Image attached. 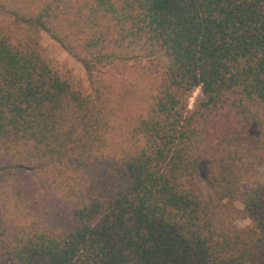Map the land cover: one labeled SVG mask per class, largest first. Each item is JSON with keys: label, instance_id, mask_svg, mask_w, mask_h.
<instances>
[{"label": "trees", "instance_id": "1", "mask_svg": "<svg viewBox=\"0 0 264 264\" xmlns=\"http://www.w3.org/2000/svg\"><path fill=\"white\" fill-rule=\"evenodd\" d=\"M263 168L264 0H0V264H264Z\"/></svg>", "mask_w": 264, "mask_h": 264}, {"label": "rangeland", "instance_id": "2", "mask_svg": "<svg viewBox=\"0 0 264 264\" xmlns=\"http://www.w3.org/2000/svg\"><path fill=\"white\" fill-rule=\"evenodd\" d=\"M38 48L42 55V58L45 60V62H47L53 72L67 81L74 90L81 92L83 95H90L93 93V85L91 84L82 63L72 57L68 52H66L59 44L52 40L48 34H41ZM198 95L199 90L197 89L189 98V108L193 107V104ZM197 181L203 191L206 192L209 190L208 172L205 165H202L200 167ZM261 181L263 185V190L260 193V199L262 201V211L264 209V168L261 170ZM242 188L244 190L249 189L247 185H244ZM261 211L260 213H262ZM250 223L251 222L249 220H244L238 222L237 225L242 228L250 225Z\"/></svg>", "mask_w": 264, "mask_h": 264}]
</instances>
